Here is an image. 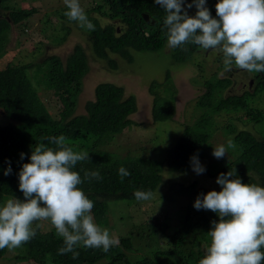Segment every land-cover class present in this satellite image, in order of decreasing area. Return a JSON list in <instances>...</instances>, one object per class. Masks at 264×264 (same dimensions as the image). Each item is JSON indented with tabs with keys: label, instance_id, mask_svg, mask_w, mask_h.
Returning <instances> with one entry per match:
<instances>
[{
	"label": "trees",
	"instance_id": "1",
	"mask_svg": "<svg viewBox=\"0 0 264 264\" xmlns=\"http://www.w3.org/2000/svg\"><path fill=\"white\" fill-rule=\"evenodd\" d=\"M6 1L8 0H0V34L7 32L10 24L15 25L33 13V9H18L4 15L2 11L6 9L3 5ZM217 2L218 0H209L206 3L213 18H217L215 10ZM64 9L68 10L66 6ZM91 11L117 23V25L106 23L100 26L93 21L94 30L86 32L90 53L98 60H106L109 68H113V63L107 59V52L129 60L131 57V54L130 56L128 54L129 50L161 52L167 42V30L164 27L166 13L153 0H101V5L92 7ZM142 13L148 15L149 20L153 21L152 25L143 21ZM67 20L71 21L69 18ZM65 28L67 27H63L62 30ZM64 38L62 36L59 41ZM197 46L188 43L170 48L173 51L172 60L176 63L185 62ZM86 70V57L79 45L73 47L64 61L49 56L41 62L34 60L17 64L8 62L0 69V115L5 118V121L0 123V205L9 198L24 199L23 193L19 190L18 178L22 165L30 162L29 158L36 145L43 143L55 148L56 146L46 138L60 135L66 137L74 151L89 153V159L78 162L74 170L80 173L83 181L80 187L94 202L92 215L97 225L102 228H104L108 201L136 200L135 191L153 192L160 183L161 170L154 159L133 156L131 158L126 154L118 156L113 154V151L107 150L112 137L130 123L128 117L135 111V101L132 96L124 97L120 87L101 83L93 88V98L83 103L81 112H75L77 97L81 91V80ZM252 73L253 85L243 90L242 96L246 92L250 93V96L261 90L264 93V72ZM215 76L218 86L214 89L217 90L218 95H221L233 81L228 76L221 79L217 74ZM165 77V79L168 77L167 71ZM39 87L43 92L55 95L60 103L61 108L56 117H52L39 100L36 92ZM212 88V85L207 86L203 95L210 93ZM149 91L153 92V89L149 87ZM224 96L223 99L215 101L212 107L203 110L191 126L184 127L173 145L165 149L168 171L181 173L189 171L191 158L198 157L199 147L211 133L208 129L210 120L217 115L218 121H226L225 115L230 111L228 102L231 100L238 102L232 99L235 95ZM156 98L158 97H154V101ZM243 99L245 100L244 96ZM202 102L199 100L198 106ZM171 111L170 104H165L161 109L151 108L152 120L165 121L169 119ZM246 115L251 120L258 121L256 120L258 112L249 110L246 111ZM228 126L229 124L225 127ZM226 133L236 147L233 162L230 161L231 170L236 173L235 168H237L240 173L237 177L243 183L264 187V134L257 137L249 128ZM21 153L24 154V159H21ZM9 162L12 171L5 176L4 172L9 167ZM120 167L126 168L131 175L121 178L118 173ZM93 171L99 172L101 179H85V172ZM222 172V168L216 170V177ZM193 186L190 184L183 188L188 200L184 226L180 225L177 231L178 237L173 240L172 248L167 251H157L154 256L157 260L155 264L161 263L159 258L165 264H199V260L204 257L210 246L211 238L207 233L212 228V222H218V215L210 210H196L193 207L194 212L191 214H197L195 223L187 222V218H191L188 213L191 211L189 203L193 205L197 196H201L202 199L201 194H207L212 190H203L205 193H201V189L194 191ZM49 224L48 231L36 232L35 237L29 242L12 249L8 253L12 254L9 258L17 263L31 264H52L49 262L53 260H57L60 264H96L99 261H103V264H130L124 254V250H130L129 238H120L118 245L111 247L107 252L102 248H87L81 243L75 248L79 256L74 259L71 252L63 255L58 253V250L64 247L63 238L56 233L50 222ZM160 228L163 230L162 226ZM184 234L190 235L192 244L182 255L176 248L179 247ZM199 242H203L204 248L200 247ZM5 253L7 248L0 250V257ZM145 260L146 264L153 263L147 258Z\"/></svg>",
	"mask_w": 264,
	"mask_h": 264
},
{
	"label": "rangeland",
	"instance_id": "2",
	"mask_svg": "<svg viewBox=\"0 0 264 264\" xmlns=\"http://www.w3.org/2000/svg\"><path fill=\"white\" fill-rule=\"evenodd\" d=\"M191 2L192 0H185V9L189 16H195L196 8L186 7ZM79 3L92 24L96 21L100 26L106 23L117 25L115 20H108L105 16L104 18L91 11L92 7L101 5V0H79ZM3 5L6 6L2 11L4 15L18 9H33V13L15 25L10 24L8 31L0 34V69L8 62L13 64L32 60L41 62L49 56L64 61L73 47L79 45L86 57L87 70L81 80V91L77 97L75 112H81L83 103L93 98V88L101 83L120 87L124 97L134 98L135 111L128 117L130 123L112 137L107 150L113 151V154L118 156L126 154L131 158L133 156L154 159L160 166L161 181L153 191L154 198L149 201H108L103 227L118 240L129 238L130 250H124V254L130 264L134 262L146 264L145 258L155 264L157 260L154 256L157 251H167L172 248L173 240L178 237V229L184 226L188 200L183 188L193 184L194 191L201 189V193H205L204 191L208 189L219 192L221 187L216 183V170L222 168L224 174L230 171L234 174V178L240 174L237 168H235L236 173L231 170L236 147L227 137L226 132L249 128L257 137L264 134L263 91L253 93L252 96L246 92L243 95L244 100L243 90L253 85L251 72L241 70L234 64L226 67L221 52L205 50L200 46H197L188 60L183 63L172 60L173 51L170 50L167 42L161 52L129 50V56L131 54L129 60L107 52V59L113 63V68H109L106 60H98L90 53L86 41V32L89 29L81 26L78 21L67 20L65 12L68 10L64 9V0H8ZM148 22L151 23L150 25L153 24L152 20ZM63 27L67 28L62 30ZM62 36L65 38L59 41ZM166 71L167 79H165ZM216 74L220 79L228 76L233 81L221 95H218L217 90L214 89L218 86ZM209 85L213 88L204 96L203 91L205 92ZM149 87L153 92L149 91ZM36 92L47 112L52 117H56L61 108L56 96L50 92H43L40 87ZM225 94L229 97L235 95L232 99L238 102L232 100L228 102L230 111L225 115L226 121H218L216 115L209 122L208 129L211 133L199 147L197 157L206 171L197 175L192 170V164L186 173L168 171L165 149L173 145L184 127L191 126L203 110L212 107L215 101L223 99ZM154 97L158 98L154 101ZM199 100L203 102L198 106ZM165 104L172 106L169 119L153 121L151 108L161 109ZM249 110L258 112L256 118L258 121L251 120L246 115V111ZM4 121L5 118L0 115V123ZM228 124L229 126L225 127ZM229 141L231 147L228 146ZM218 145L226 148V155L220 159L212 155L213 148ZM228 162H230L229 166H227ZM189 204L191 211L188 213L191 218L188 217L187 222L195 223L197 214H191L194 212L193 205ZM33 228L38 233H44L50 229V224L48 221H37L33 224ZM190 235L184 234L183 240L176 248L180 252L176 251L182 255L192 244ZM199 245L204 248L203 242H199ZM11 251L12 249L7 248V253L0 257V264H31L11 260L9 257L12 254H8ZM159 259L160 264H165L161 258ZM49 263L60 264L57 260ZM96 264H103V261Z\"/></svg>",
	"mask_w": 264,
	"mask_h": 264
},
{
	"label": "clouds",
	"instance_id": "3",
	"mask_svg": "<svg viewBox=\"0 0 264 264\" xmlns=\"http://www.w3.org/2000/svg\"><path fill=\"white\" fill-rule=\"evenodd\" d=\"M206 2L192 0L187 4L188 9L196 8L195 16H189L185 0H154L166 13L168 46L193 43L221 52L226 67L234 64L250 74L264 72V0H218L217 18L211 16ZM64 3L68 9L65 15L70 20L94 30L79 0ZM46 139L56 147L36 145L30 162L24 163L18 174L24 199L13 197L0 205V250L26 244L36 235L33 224L49 221L63 238L64 247L58 250L59 254L71 252L74 259L78 258L75 248L81 243L87 248L109 251L119 240L95 222L94 202L80 187L83 181L74 170L78 162L89 159V153L74 151L64 135ZM228 146H232L231 141ZM20 155L24 159V154ZM212 155L223 158L225 146L213 148ZM191 163L197 175L206 171L196 156ZM11 171L9 162L4 175ZM118 173L121 178L131 175L124 167ZM84 177L101 179L96 171L85 172ZM216 183L221 187L219 192L201 194L202 199L197 196L193 204L194 209L210 210L219 217L207 233L211 243L199 264H264V187L243 183L230 171L221 173ZM134 196L138 201H149L154 193L137 190Z\"/></svg>",
	"mask_w": 264,
	"mask_h": 264
},
{
	"label": "water",
	"instance_id": "4",
	"mask_svg": "<svg viewBox=\"0 0 264 264\" xmlns=\"http://www.w3.org/2000/svg\"><path fill=\"white\" fill-rule=\"evenodd\" d=\"M141 17H142V19H143V21L145 22V23H149L148 21H149V17H148V15L146 14V13H142L141 14ZM152 23H153V21H152ZM149 24H151V23H149ZM263 100H264V94H263Z\"/></svg>",
	"mask_w": 264,
	"mask_h": 264
},
{
	"label": "flooded vegetation",
	"instance_id": "5",
	"mask_svg": "<svg viewBox=\"0 0 264 264\" xmlns=\"http://www.w3.org/2000/svg\"><path fill=\"white\" fill-rule=\"evenodd\" d=\"M245 71V70H244ZM250 73V72H249ZM252 75V77H253V73L251 74ZM252 77H251V79H252ZM253 80V79H252ZM254 82V81H253ZM264 94V93H263Z\"/></svg>",
	"mask_w": 264,
	"mask_h": 264
}]
</instances>
